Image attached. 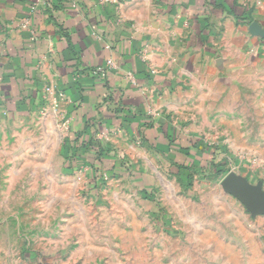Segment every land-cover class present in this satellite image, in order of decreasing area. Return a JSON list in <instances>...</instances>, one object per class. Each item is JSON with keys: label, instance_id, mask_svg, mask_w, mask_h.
<instances>
[{"label": "rangeland", "instance_id": "1", "mask_svg": "<svg viewBox=\"0 0 264 264\" xmlns=\"http://www.w3.org/2000/svg\"><path fill=\"white\" fill-rule=\"evenodd\" d=\"M55 93L25 126L0 127L4 247L35 252L27 264H264V215L222 187L234 174L264 192L262 94L209 121L168 114L175 145L204 148L170 154L108 124L81 139Z\"/></svg>", "mask_w": 264, "mask_h": 264}, {"label": "crops", "instance_id": "2", "mask_svg": "<svg viewBox=\"0 0 264 264\" xmlns=\"http://www.w3.org/2000/svg\"><path fill=\"white\" fill-rule=\"evenodd\" d=\"M47 1L30 14L32 0H0V127L7 131L40 109L46 85L83 140L108 124L158 147L153 139L174 126L168 114L193 108L209 121L235 108L243 91L262 94L264 111V0ZM27 18L31 30L22 27ZM4 245L0 264L35 258Z\"/></svg>", "mask_w": 264, "mask_h": 264}, {"label": "water", "instance_id": "3", "mask_svg": "<svg viewBox=\"0 0 264 264\" xmlns=\"http://www.w3.org/2000/svg\"><path fill=\"white\" fill-rule=\"evenodd\" d=\"M223 190L237 198L253 215H264V192L243 178L230 174L222 182Z\"/></svg>", "mask_w": 264, "mask_h": 264}, {"label": "trees", "instance_id": "4", "mask_svg": "<svg viewBox=\"0 0 264 264\" xmlns=\"http://www.w3.org/2000/svg\"><path fill=\"white\" fill-rule=\"evenodd\" d=\"M56 2L54 0H49L47 1L48 6L54 5ZM54 7V6H53ZM167 143L166 144H161L159 147H157V151L160 150L162 152H170L171 150L176 149L179 152H183L185 154L194 151V153L198 154V152H203L204 148L203 146H200L199 144H193L192 146H183V147H178L174 143L177 141L178 137H176L175 131L173 128L167 126L165 135H164ZM176 147V148H175ZM201 154V153H199Z\"/></svg>", "mask_w": 264, "mask_h": 264}, {"label": "built area", "instance_id": "5", "mask_svg": "<svg viewBox=\"0 0 264 264\" xmlns=\"http://www.w3.org/2000/svg\"><path fill=\"white\" fill-rule=\"evenodd\" d=\"M43 2H44V0H32V4H31V13H30V14H32V13L36 10V8H37L39 5H41ZM29 21H30V18L25 19V21H24L22 27H23V28H28ZM99 72H101V69H97V70H95L94 73H95V74H98ZM129 78H130V80H131L133 83H135V81H134V79L132 78V75H131V74H129Z\"/></svg>", "mask_w": 264, "mask_h": 264}]
</instances>
